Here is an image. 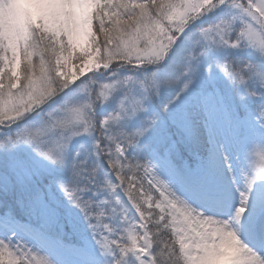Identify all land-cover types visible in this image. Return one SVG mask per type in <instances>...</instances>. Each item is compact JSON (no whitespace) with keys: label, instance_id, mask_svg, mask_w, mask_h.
Returning a JSON list of instances; mask_svg holds the SVG:
<instances>
[{"label":"snow or ice","instance_id":"1","mask_svg":"<svg viewBox=\"0 0 264 264\" xmlns=\"http://www.w3.org/2000/svg\"><path fill=\"white\" fill-rule=\"evenodd\" d=\"M0 264H264V0H0Z\"/></svg>","mask_w":264,"mask_h":264}]
</instances>
